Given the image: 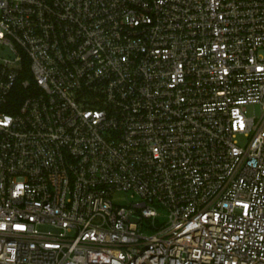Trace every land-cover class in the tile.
<instances>
[{"label": "built area", "instance_id": "2783aa9c", "mask_svg": "<svg viewBox=\"0 0 264 264\" xmlns=\"http://www.w3.org/2000/svg\"><path fill=\"white\" fill-rule=\"evenodd\" d=\"M0 264H264V0H0Z\"/></svg>", "mask_w": 264, "mask_h": 264}, {"label": "rangeland", "instance_id": "374dc122", "mask_svg": "<svg viewBox=\"0 0 264 264\" xmlns=\"http://www.w3.org/2000/svg\"><path fill=\"white\" fill-rule=\"evenodd\" d=\"M247 140L245 138H240L239 143L240 145H245ZM115 201L121 205L127 206L130 209L134 208V205L138 202H140V199L138 196L132 194V193H118L115 195ZM160 217L157 220V224L160 226L167 222V213L163 208H159ZM144 224L153 226L152 220H144Z\"/></svg>", "mask_w": 264, "mask_h": 264}]
</instances>
